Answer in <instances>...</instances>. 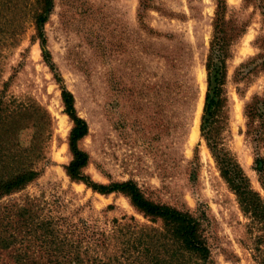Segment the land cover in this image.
Wrapping results in <instances>:
<instances>
[{
  "label": "rangeland",
  "instance_id": "rangeland-1",
  "mask_svg": "<svg viewBox=\"0 0 264 264\" xmlns=\"http://www.w3.org/2000/svg\"><path fill=\"white\" fill-rule=\"evenodd\" d=\"M226 2L248 26L227 60L225 145L264 202V106L259 117L246 106L264 94L260 60L249 63L262 51V16ZM215 9L216 0H0V177L38 173L0 194V264H204L123 194L68 176L73 122L61 85L88 124L78 145L93 181L132 180L148 199L190 211L205 229L207 264H263V225L200 134Z\"/></svg>",
  "mask_w": 264,
  "mask_h": 264
},
{
  "label": "trees",
  "instance_id": "trees-1",
  "mask_svg": "<svg viewBox=\"0 0 264 264\" xmlns=\"http://www.w3.org/2000/svg\"><path fill=\"white\" fill-rule=\"evenodd\" d=\"M45 6L50 0H43ZM244 7L252 6L253 13L258 10L262 16L261 33L255 40V45L262 51L257 53L249 63L260 60L255 65L264 73V0H243ZM228 11L230 16L228 17ZM235 9H230L226 0H216V9L212 21V34L209 42L205 69L207 73V90L200 123V134L204 138L220 171L222 179L235 193L240 207L250 213L262 223L264 229V202L258 192L251 188L249 179L240 166L236 155L225 145V126L228 119L227 96L225 91L227 77V60L231 57V48L235 42L246 32L248 21L241 20L235 14ZM46 21L44 15L37 18L40 26ZM41 45L44 59L48 62L50 54L45 50V39L40 30ZM244 64H241L243 67ZM53 68L52 66H50ZM251 71H248V73ZM247 73H239L238 79L243 80ZM55 80L61 83L60 76L55 74ZM61 100L64 112L69 116L73 125L69 131L68 145L72 158L66 166L68 176L77 182H83L94 191L101 194L118 192L128 198L130 204L144 217L152 221L161 220L172 238L180 248L197 258L208 263L210 247L202 222L188 210H183L165 203H158L148 199L137 184L132 180L111 181L107 184L93 181L84 168L89 161V155L82 150L78 142L88 133V124L85 119L77 115L74 96L61 85ZM247 115L259 117L256 106H264L263 96L255 95L246 104ZM264 168V164L262 169ZM38 173L33 169H22L8 178L0 177V194H8L30 183ZM264 261V260H263ZM264 264V262H263Z\"/></svg>",
  "mask_w": 264,
  "mask_h": 264
},
{
  "label": "bare ground",
  "instance_id": "bare-ground-1",
  "mask_svg": "<svg viewBox=\"0 0 264 264\" xmlns=\"http://www.w3.org/2000/svg\"><path fill=\"white\" fill-rule=\"evenodd\" d=\"M197 126H198V116H196V118H195V125L192 129V135H191L192 138H194L196 133H197V130H198Z\"/></svg>",
  "mask_w": 264,
  "mask_h": 264
}]
</instances>
